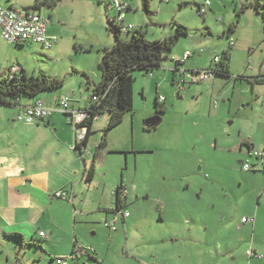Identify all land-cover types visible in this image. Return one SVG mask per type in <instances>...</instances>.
Returning <instances> with one entry per match:
<instances>
[{
	"label": "rangeland",
	"instance_id": "374dc122",
	"mask_svg": "<svg viewBox=\"0 0 264 264\" xmlns=\"http://www.w3.org/2000/svg\"><path fill=\"white\" fill-rule=\"evenodd\" d=\"M12 1L27 8L36 2ZM140 1L134 3L140 5ZM149 1L150 13L129 14L145 18L146 40L166 38L176 25L188 32L179 37L159 69L134 72L133 112H125V118L109 134L110 141H122L133 151L110 154L100 167L95 180L99 191L84 193L77 219L68 220V245L42 240L37 234L26 238L30 241L24 245L1 239L0 264H57L56 258L67 264H264L260 259L264 258L263 159L248 152L264 148V93L262 86L253 85L254 92L247 80L236 79L264 70L261 17L253 9H244L239 15L241 7L250 2L259 3L262 13L264 0H210L212 5L204 16L197 12L196 3L205 0ZM56 3L52 9L41 6V13L50 16L51 36H56L59 48L51 52L36 44H8L0 36V77L19 65L28 76L42 72L57 77L64 87L73 84L77 87L72 92H84L88 97L91 91L82 72L85 70L89 79H101V53L96 43L113 35L102 22L101 4L83 5L78 0ZM232 24L236 27L230 35L235 40L229 61L231 77L196 84L178 72L176 82L181 85H172V59L180 60L188 52L191 57L181 70L208 69L214 57L229 47L226 33ZM132 34L128 39L125 34L119 36L128 42ZM85 48L90 50L84 54ZM80 79L82 87L77 85ZM63 86L56 95L63 94ZM157 96L166 101V111L158 114ZM15 110L0 107V113ZM154 116L161 121L147 129L146 122ZM258 119L263 122L258 124ZM247 130L254 131L251 141ZM242 140L251 148L242 146ZM245 161L250 170L244 172L241 163ZM107 180H123L132 194L125 210L131 218L125 225L120 214H109L108 221L115 215L118 218L115 232L104 227L103 213L92 211L99 201L114 208L112 199L109 202L102 196ZM242 218L257 220L256 233L251 224L241 223ZM39 241L44 242L40 245ZM250 250L256 253L251 259L247 255Z\"/></svg>",
	"mask_w": 264,
	"mask_h": 264
},
{
	"label": "crops",
	"instance_id": "0c3cea01",
	"mask_svg": "<svg viewBox=\"0 0 264 264\" xmlns=\"http://www.w3.org/2000/svg\"><path fill=\"white\" fill-rule=\"evenodd\" d=\"M161 1L167 3L169 2V0ZM36 2L41 3V1L38 0H36ZM111 2L112 0H78V4L83 5L90 3L94 5H96L95 3L101 4L102 6H99V8L101 9L102 13V22H105L106 25L108 20L113 21L117 17V12L112 7ZM209 2L210 5L207 12L210 10L212 5L210 0ZM0 3L6 7H17L21 9L27 8L14 4L12 0H0ZM196 4L202 5L203 3L199 2ZM128 7L129 10L125 14L123 21L119 22L121 23L119 26L122 28V35H126L125 39H128L129 33H126L123 29L126 26H132V32L135 30L142 31L146 37L147 29L145 26L147 25V22L145 18L143 17L142 20L141 18L133 15L129 16V14L133 11L136 13L140 10H143L142 2L139 5L134 3V0H129ZM41 8L42 7L40 6L38 13L42 17L49 20L47 25V36L52 38V40H55V42L52 44V47L50 48L52 49L51 52H53L59 48V44L56 36H51L54 30L51 25L52 21L50 16L42 15ZM153 23L158 25V22ZM255 23L258 26V22L255 21ZM230 39H232L231 36ZM25 44L31 43H23L21 45ZM96 44L98 51L101 53L98 61L99 64L104 48L111 47L114 44V38L110 35H107L106 37L98 40ZM91 47L92 46H90V48ZM89 50L90 49L85 48L83 53L85 54ZM20 68L21 67L17 65L10 70L12 72H18ZM181 68L182 67H180V73L185 71L181 70ZM82 73L86 75L85 70ZM259 76H264V70H260L257 73L252 74V77L248 79L249 81L253 82L251 84L253 87L252 91L255 92L254 86L257 85L262 86V93H264V84L254 83L255 78ZM81 80L82 79H80L77 84L79 87H82ZM100 80L101 79H99L97 76H93V78L89 79V82L94 85L98 84ZM175 84L180 86L181 81H178ZM74 87L76 88L77 86L69 84L66 87L63 86L62 95H56L55 92L43 93L36 99H40L47 108L52 110H56L54 109L57 106L56 102L62 97L69 98V108L71 110L86 108L90 95L86 97L84 92L74 93L72 92L74 91ZM86 87L88 90L89 86ZM90 88L91 87H89V89ZM262 96L264 99V94H262ZM258 98L259 97H257V99ZM35 100H22L18 106L9 108H15L17 110L13 112L0 113V240H6L5 237L13 235L16 236V238L10 241H15L24 245V243L26 244L28 241H30L26 240V238L28 239L31 237V235L37 234L42 240L55 241L56 243L63 242L64 245H68L70 242L71 232V229L68 227V220L69 218H73V220L77 219L79 215L77 214V210L78 208H82L81 199L84 193L90 192V190H94V192L99 191L100 184L95 180L100 167L105 164L106 159L110 154H127L129 151H133L134 148H127L128 146H124L122 141L119 143L110 141L109 134L111 130L106 134L105 142L102 140L103 133H100L98 136L91 137L94 133L103 131L106 128L108 123V115H102L96 118V120L93 122L91 130L92 134L85 142L87 152L90 155L82 156L81 153L71 149L74 143L73 129L67 123L64 114L53 111L51 116L47 119L33 124H24L16 120L19 110L23 106L32 104ZM263 102L264 100L261 102V106L263 105ZM262 122L263 121L258 119V124H261ZM132 123L133 119L131 120V126ZM247 133L249 134L246 135L247 139L251 141L253 139L254 131L247 130ZM99 138L101 139L100 141ZM103 142L105 145H103ZM254 149L256 148L254 147ZM256 150L262 151L263 162L261 164L264 167V148L263 150ZM95 155L96 158L94 160L93 157ZM92 162H94V172L92 177L87 179V172L90 169ZM238 163H240V161ZM243 164L244 162L241 163V167ZM103 175L104 174H101V176ZM120 184H123V180H112L111 182L107 180V187L102 185V196H107L109 202L111 198L113 202L112 205H115L114 193ZM58 190L66 192L68 194V200L54 197L53 194ZM127 190L128 189H126V191ZM131 195V191H127V199L130 198L128 201L131 200ZM111 210L112 209L110 205L106 206L104 205L103 201H99L94 206L92 211L99 214L103 213L104 221L106 222L109 219ZM83 214L84 213H80V215ZM130 218L131 215L129 214V217L126 219ZM126 219L122 218L124 225L126 223ZM252 219L249 218L248 220L250 221ZM249 221L245 224H251L253 229L255 228L254 232L256 233L257 220L254 219V223ZM73 231L75 238L73 244L74 246L78 245L76 240V227L73 228ZM12 233H20L22 235ZM40 233H43L42 237L40 236ZM43 242L44 241H41L40 245ZM41 251L44 252V250ZM66 251H68V248L63 252V257L65 256ZM250 251L255 253L254 250ZM249 258L251 259V257ZM56 259L65 260L63 258Z\"/></svg>",
	"mask_w": 264,
	"mask_h": 264
},
{
	"label": "trees",
	"instance_id": "16d2710c",
	"mask_svg": "<svg viewBox=\"0 0 264 264\" xmlns=\"http://www.w3.org/2000/svg\"><path fill=\"white\" fill-rule=\"evenodd\" d=\"M57 1L60 0H44L41 3L36 2L32 7L23 9L39 11L40 6H46L52 9L57 5ZM128 1L129 0H127V3ZM141 2L143 11L150 13V1L141 0ZM199 6L200 5L196 4L198 13ZM244 9H253L256 14L261 17V21L264 27V11L262 13L259 12V3L254 4L250 2L244 4L240 9L239 15L243 13ZM128 10L129 7L127 8V11ZM119 24L121 23L116 22L115 20H108L107 23V30L112 33L114 44L111 47L104 48L102 52V56L98 64V68L101 74L100 82L93 85L89 82L88 77L82 73V76L86 80V84L91 87L90 89L88 88V90H91L89 102L87 107L84 108V110L88 113V118L85 121V125L88 128L86 141L92 133L91 130L93 122L96 120V118L107 114L108 123L106 128L102 131V140L105 142L106 134L110 130L116 128L122 122L125 116V112H133L134 72H150L159 69L162 60L169 58V55L172 52L173 48L176 46L179 37L186 36L188 32L187 29L182 25H176V29L174 30L175 32L172 35L162 40L150 41L146 40V37L142 31L135 30L132 32L133 34L131 40L125 42L119 36L120 34H122V28L119 26ZM235 27V24H232L229 27L226 33V37L229 40V47L224 50L220 56H216V58H218L217 61L214 60L208 69L202 71H182V76L187 75L190 77L191 75L197 76L200 74V72H210L213 77L212 79H216V77L219 76L223 78L231 77V73L229 70V61L232 51V46L230 45V35L235 32ZM130 31H126V33H131ZM182 57L178 61L172 59V61L174 62V68L172 70V85H175L176 83V76L180 71V67H183L184 62L189 59L187 58L183 61ZM236 79L247 80L249 83H253L246 77H236ZM191 83L195 82L191 80ZM254 83L264 84V76L255 78ZM63 84L64 81L62 79L46 75L42 72L38 73L35 76H28L22 68H20L18 72H12L11 70H9L7 75L0 77V107H16L22 100H35L43 93H52L59 91L61 90ZM94 97L96 98V100H93ZM62 98L58 99L56 102L57 112H60L58 111V106L59 101ZM161 98L163 97L157 96L155 100V104L157 106V114L166 111L165 99L163 98L164 100L161 101ZM160 121L161 118L157 116L156 122L159 123ZM104 142L103 145H105ZM93 158L95 160L96 155ZM93 172L94 162H92L90 169L87 172V179L92 177ZM124 188L125 186L123 184H120L116 188L114 193L115 206L117 211H125L127 209L128 199L127 194H125L126 188ZM14 238H16V236L13 235L5 237V239L8 241L13 240ZM76 246L77 245H74V248H76ZM72 254H76L75 250H73Z\"/></svg>",
	"mask_w": 264,
	"mask_h": 264
},
{
	"label": "built area",
	"instance_id": "2783aa9c",
	"mask_svg": "<svg viewBox=\"0 0 264 264\" xmlns=\"http://www.w3.org/2000/svg\"><path fill=\"white\" fill-rule=\"evenodd\" d=\"M111 5L117 12L115 21L122 22L128 8L127 0H112ZM209 5V0H205L204 4L199 6L198 9L200 15L206 14ZM48 23L49 21L47 18L42 17L38 12L34 10H24L17 7H6L0 3V36L6 43H33L40 45L46 50H49L55 40H52L46 34ZM132 29V26H127L123 30L126 32ZM230 45H234L233 39H230ZM189 57L190 53L187 52L183 55L182 60L184 61ZM214 60L217 61L218 58L215 57ZM249 69H251V66H249ZM190 77L195 83H204L212 79V75L210 72H200L199 75H191ZM93 100H96V98L94 97ZM160 100L163 101L164 99L161 98ZM68 102V98H62L59 101L58 111L66 115V121L73 129L74 143L71 149L73 151L81 153L82 156H89L90 154L87 152V148L85 145V139L88 131V128L85 125V121L88 118V113L84 109L71 110L69 108ZM262 108L264 112V102ZM52 112V109L47 108L41 100L37 99L32 104L23 106L19 110L16 120L24 124H33L47 119L51 116ZM249 155L254 156L258 159H263L262 151H258L256 149L249 150ZM242 169L244 171H248L250 169L248 161L244 162V164L242 165ZM53 196L59 199L68 200V194L62 190L55 191ZM117 214H120L123 219L129 217V213L127 211L120 210V212H118ZM117 220L118 218L115 215L113 218H111L110 221H106L104 223V227L112 232H115L117 230ZM248 221V219L244 218L241 220V223L245 224ZM249 222L254 223V218ZM40 236L42 237L43 233H40ZM247 255L252 256L253 252L249 251ZM56 263L67 264V261L56 259Z\"/></svg>",
	"mask_w": 264,
	"mask_h": 264
},
{
	"label": "flooded vegetation",
	"instance_id": "af4514ba",
	"mask_svg": "<svg viewBox=\"0 0 264 264\" xmlns=\"http://www.w3.org/2000/svg\"><path fill=\"white\" fill-rule=\"evenodd\" d=\"M153 120H156L157 121V116H154L153 118H151L150 119V121H153ZM155 121V125L152 127V126H146V128L147 129H150V128H154L158 123ZM242 146L244 145V144H246L247 145V148L248 149H250L251 148V145H249V142H245V141H243L242 140ZM250 170V169H249ZM248 170V171H249ZM126 194H127V191H126ZM111 211H113V213H115L116 214V212L118 213V212H120V210H116V206L114 205V208L111 210ZM253 254H254V256H256V254L253 252ZM251 257V256H250Z\"/></svg>",
	"mask_w": 264,
	"mask_h": 264
},
{
	"label": "water",
	"instance_id": "95a60500",
	"mask_svg": "<svg viewBox=\"0 0 264 264\" xmlns=\"http://www.w3.org/2000/svg\"><path fill=\"white\" fill-rule=\"evenodd\" d=\"M155 121H156V120L148 121V122H146L145 125H146V126H152V127H153V126L155 125Z\"/></svg>",
	"mask_w": 264,
	"mask_h": 264
},
{
	"label": "bare ground",
	"instance_id": "6f19581e",
	"mask_svg": "<svg viewBox=\"0 0 264 264\" xmlns=\"http://www.w3.org/2000/svg\"><path fill=\"white\" fill-rule=\"evenodd\" d=\"M202 16V15H201ZM127 27V26H126ZM47 30V29H46ZM132 32V31H131ZM40 46V45H39ZM219 62V61H218ZM201 71V70H200ZM196 72V71H195ZM185 73V72H184ZM213 78V77H212ZM93 103V102H92ZM54 109H56V108H54ZM55 113V112H54ZM64 114V113H63ZM85 141H86V139H85ZM125 189V188H124Z\"/></svg>",
	"mask_w": 264,
	"mask_h": 264
}]
</instances>
